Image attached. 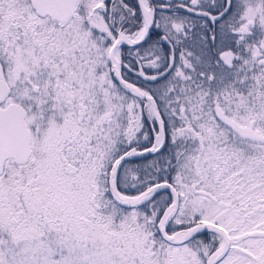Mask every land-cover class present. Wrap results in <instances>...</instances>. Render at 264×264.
I'll return each mask as SVG.
<instances>
[{
  "label": "snow or ice",
  "instance_id": "6c2138e0",
  "mask_svg": "<svg viewBox=\"0 0 264 264\" xmlns=\"http://www.w3.org/2000/svg\"><path fill=\"white\" fill-rule=\"evenodd\" d=\"M0 264H264V0H0Z\"/></svg>",
  "mask_w": 264,
  "mask_h": 264
}]
</instances>
